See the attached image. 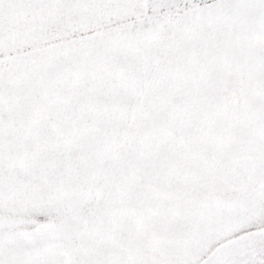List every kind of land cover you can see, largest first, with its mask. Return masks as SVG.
Returning <instances> with one entry per match:
<instances>
[{
	"label": "snow or ice",
	"instance_id": "1",
	"mask_svg": "<svg viewBox=\"0 0 264 264\" xmlns=\"http://www.w3.org/2000/svg\"><path fill=\"white\" fill-rule=\"evenodd\" d=\"M0 264H264V0H0Z\"/></svg>",
	"mask_w": 264,
	"mask_h": 264
}]
</instances>
